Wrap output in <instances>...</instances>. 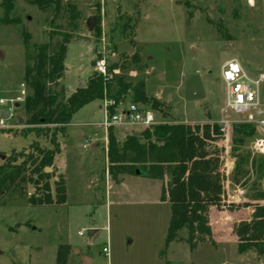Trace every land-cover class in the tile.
Instances as JSON below:
<instances>
[{"label":"rangeland","instance_id":"374dc122","mask_svg":"<svg viewBox=\"0 0 264 264\" xmlns=\"http://www.w3.org/2000/svg\"><path fill=\"white\" fill-rule=\"evenodd\" d=\"M62 3H76L82 12L57 87L65 96L79 88L81 81L86 87L96 74L97 53L103 49L107 66H117V76L143 82L147 103L137 105L152 112L158 124L230 122L222 125L220 138L207 141L209 157L218 160L214 174L221 184L218 201L210 205L213 244L206 241L190 249L185 241L175 240L165 246L170 205L161 198L163 183L136 175L120 176L115 182L107 174L105 130L97 125L103 120L102 100L83 106L63 130L25 124L21 33L27 32L32 44H41L63 21L60 16L54 18L51 9L41 11L25 0H15L11 17L19 24L0 25V100L4 102H0V120L7 126L0 128V166L12 157H17L18 164L28 156L36 157V146L53 149V140L59 150L43 169L49 170L48 190L26 183L22 191L0 193V264H56L59 246L67 249L65 264H81V256L91 264H264V255L253 250L237 252L239 236L244 235H240L241 223L249 224L254 211L264 208V160L251 152V143L263 134L255 127L242 144L235 142L232 129L241 125L234 123L240 116L223 110L225 88L220 77L221 66L230 60H236L252 78L264 73V0H255L253 6L244 0ZM93 16L99 23L89 31L85 23ZM135 54L138 63L121 69ZM260 92L263 101L264 85ZM17 97L21 100L16 101ZM124 102L133 103L131 93ZM4 112L7 116L2 117ZM143 130L135 126L125 132L118 127L115 134L121 139ZM94 133L99 141L96 150L91 149ZM85 139L89 142L83 148ZM27 168V174L35 178L34 166ZM58 182L63 183L64 194L57 197ZM29 188L35 200L48 196L51 203H30ZM260 194L263 197L257 199ZM178 236L186 240V230Z\"/></svg>","mask_w":264,"mask_h":264},{"label":"trees","instance_id":"16d2710c","mask_svg":"<svg viewBox=\"0 0 264 264\" xmlns=\"http://www.w3.org/2000/svg\"><path fill=\"white\" fill-rule=\"evenodd\" d=\"M29 5L41 11L51 9L54 18L60 16L63 26L56 32L48 34V40L41 44H32L30 35L21 33L24 47L25 69L23 86L26 94L23 99V111L27 118L28 127L35 126H67L73 115L83 106L94 100H102L104 92L109 99L116 103L125 101L129 93L132 102L147 103L144 84L142 81H130L116 75V65L107 66L110 80L93 74L84 88H77L69 96H65L63 89L58 90L60 80L65 71L67 46L73 32L78 28L82 16L81 10L75 3H62V0H25ZM15 0H1L2 16L0 25H17L19 20L12 18ZM138 56L121 69H129L131 64H137ZM115 82L116 85L113 86ZM114 113L115 108H109ZM222 125L190 126L184 123H162L151 129H144L139 136L127 135L120 143L117 141L113 128L106 132V161L107 174L115 181L120 176H134L140 170L144 177L164 182L162 186V201L170 205V219L165 236V246L177 241H185L190 249L199 243L210 242L211 229L208 225V211L212 203L218 201L221 184L215 171L218 160L209 157L207 141H214L221 137ZM235 142L242 144L248 138L253 128L247 124L233 127ZM53 149L44 151L33 147L37 156H28L19 164L17 157H12L0 166V193L7 190L22 191L24 184L29 183L48 190L45 178L48 176L43 169L52 163L58 152V145L52 141ZM209 157V158H207ZM23 156L19 157L22 159ZM34 166L35 178L27 174V166ZM28 193V188L26 190ZM56 196H63V183L55 184ZM259 195L257 199H261ZM30 203H51L50 197L43 201L29 196ZM244 230L239 236L237 252L243 254L255 251L264 255V208H257L249 224L241 223ZM186 230L187 238L178 236V232ZM243 238V239H241ZM67 249L59 246L56 253V264H65Z\"/></svg>","mask_w":264,"mask_h":264},{"label":"built area","instance_id":"2783aa9c","mask_svg":"<svg viewBox=\"0 0 264 264\" xmlns=\"http://www.w3.org/2000/svg\"><path fill=\"white\" fill-rule=\"evenodd\" d=\"M244 1L249 6H253L255 3V0ZM95 2L102 4V0H95ZM93 69L98 76L103 77L106 81L110 80L111 75L107 70V53L105 50L98 51ZM220 77L225 88L223 110L240 116L234 123L247 124L253 129L255 127L261 129L263 137L254 139L251 143V152L264 160V100L262 101L260 98V88L264 85V73L259 74L257 78H252L236 60H230L221 66ZM21 87L24 89L23 84ZM24 94V90H22L21 95ZM20 100V97L16 98V101ZM102 101L103 120L97 125L103 127L105 132L109 128L120 127L128 130L129 128L140 126L143 129H151L158 125L153 113L142 109L137 104L130 103L124 106L122 102L116 103L113 99H109L105 92ZM0 102L4 104L2 100ZM110 107L115 108L112 114L109 111ZM228 123L230 122L226 120L220 122L222 125ZM0 128H7L2 119L0 120ZM221 130L223 131L224 129L222 128ZM88 142L89 140L85 139L83 148L87 147L86 144ZM78 235H81V232H78ZM102 251L105 255L108 254L106 247Z\"/></svg>","mask_w":264,"mask_h":264},{"label":"water","instance_id":"95a60500","mask_svg":"<svg viewBox=\"0 0 264 264\" xmlns=\"http://www.w3.org/2000/svg\"><path fill=\"white\" fill-rule=\"evenodd\" d=\"M98 23H99V18L96 17V16H93L91 18H88L86 20V23L85 24H86L87 29L89 31H92L93 28ZM84 86H85L84 82L81 81L80 82V85H79V88H84ZM5 116H7V113L6 112H4L2 114V117H5ZM19 123H22V120L21 119H19ZM1 159L4 160L5 159V156H1ZM44 171H45V173H48L49 172L48 169H45ZM135 175L136 176H144V174L140 170H136ZM29 192H30L29 194L31 195L33 193V189L32 188H29ZM93 232H94V230H89L88 231L89 234H92ZM81 264H91V260L88 257H86V256H81Z\"/></svg>","mask_w":264,"mask_h":264},{"label":"crops","instance_id":"0c3cea01","mask_svg":"<svg viewBox=\"0 0 264 264\" xmlns=\"http://www.w3.org/2000/svg\"><path fill=\"white\" fill-rule=\"evenodd\" d=\"M76 4V3H75ZM65 69H66V67H65ZM124 104V106H127L128 104H130V103H127V102H124L123 103ZM99 109L102 111V105L99 107ZM102 114H103V111H102ZM97 124H99V123H97ZM115 131H116V128H114L113 129V132H114V135H115V137H116V139H117V141L118 142H122L121 140L124 138V137H126V135H124L121 139L120 138H118L117 137V135L115 134ZM125 132H127V130H125ZM124 132V133H125ZM94 135V137H95V140H94V142L91 144V149L92 150H96L98 147H99V141H98V139L96 138V133H94L93 134ZM129 135H133V134H129ZM139 136V135H138ZM103 150H104V152H105V154H106V132H105V137H104V140H103ZM154 180V179H153ZM162 182V181H161ZM163 184H164V182H162ZM223 188H224V190H226V188L223 186ZM214 216H213V212H212V207H209V211H208V225H209V227L211 228V231H212V229H213V222H214ZM212 233V235H213V233L214 232H211ZM212 239H214V238H212ZM78 252V251H77Z\"/></svg>","mask_w":264,"mask_h":264}]
</instances>
